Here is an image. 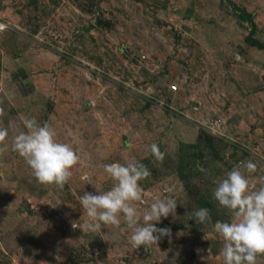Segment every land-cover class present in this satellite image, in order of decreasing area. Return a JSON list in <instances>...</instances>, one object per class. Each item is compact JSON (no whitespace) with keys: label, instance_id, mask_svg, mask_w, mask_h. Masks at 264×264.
I'll return each mask as SVG.
<instances>
[{"label":"rangeland","instance_id":"rangeland-1","mask_svg":"<svg viewBox=\"0 0 264 264\" xmlns=\"http://www.w3.org/2000/svg\"><path fill=\"white\" fill-rule=\"evenodd\" d=\"M0 15V264H224L213 226L231 215L216 181L248 160L254 188L264 176V50L248 44L264 45V0H0ZM25 117L80 155L63 187L38 183L12 149ZM129 158L150 172L141 216L177 203L156 246L134 248L123 220L84 227L79 197L110 190L101 166ZM199 208L211 222L189 218Z\"/></svg>","mask_w":264,"mask_h":264},{"label":"clouds","instance_id":"clouds-1","mask_svg":"<svg viewBox=\"0 0 264 264\" xmlns=\"http://www.w3.org/2000/svg\"><path fill=\"white\" fill-rule=\"evenodd\" d=\"M4 115V109L0 108V118ZM9 127L11 122L5 126L0 119V145L5 146L0 147V152L7 147ZM23 129L12 137V149L24 159L38 183L63 187L81 161L78 152L72 144L59 141L56 130L47 122L41 124L35 118L25 117ZM148 148L156 160L163 161L165 154L157 144ZM101 167L114 183L110 190H96L97 194L84 192L79 197L88 218L84 227L95 232L102 224L119 227L123 220L131 230L130 242L134 248L156 246L162 238L170 237L169 228H157L156 224L170 215L175 217L177 203L173 198L155 199L142 216L137 207L144 202L140 182L150 175L149 169L135 158ZM258 167L248 160L216 181L213 198L231 215L230 221L217 220L213 226L223 241L219 255L224 264H260L259 258L264 257V176L258 178L259 188H254L251 180ZM189 218L200 225L211 222L208 208L196 209Z\"/></svg>","mask_w":264,"mask_h":264},{"label":"built area","instance_id":"built-area-1","mask_svg":"<svg viewBox=\"0 0 264 264\" xmlns=\"http://www.w3.org/2000/svg\"><path fill=\"white\" fill-rule=\"evenodd\" d=\"M3 17L0 15V33H2V32H4V31H6V29H7V22L6 21H4L3 19H2ZM171 90H175V87L174 86H172L171 87Z\"/></svg>","mask_w":264,"mask_h":264},{"label":"trees","instance_id":"trees-1","mask_svg":"<svg viewBox=\"0 0 264 264\" xmlns=\"http://www.w3.org/2000/svg\"><path fill=\"white\" fill-rule=\"evenodd\" d=\"M248 44H249V45L256 46V47H258V48H260V49L264 50V45H262V44H259V43L255 42L254 40H252V41H249V43H248Z\"/></svg>","mask_w":264,"mask_h":264},{"label":"crops","instance_id":"crops-1","mask_svg":"<svg viewBox=\"0 0 264 264\" xmlns=\"http://www.w3.org/2000/svg\"><path fill=\"white\" fill-rule=\"evenodd\" d=\"M161 121V120H160ZM192 131V130H191Z\"/></svg>","mask_w":264,"mask_h":264}]
</instances>
